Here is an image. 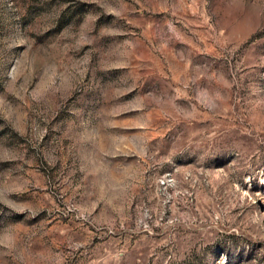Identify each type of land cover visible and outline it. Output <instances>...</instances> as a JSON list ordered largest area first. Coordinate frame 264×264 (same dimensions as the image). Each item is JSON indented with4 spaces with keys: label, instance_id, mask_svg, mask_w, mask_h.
I'll list each match as a JSON object with an SVG mask.
<instances>
[{
    "label": "rangeland",
    "instance_id": "rangeland-1",
    "mask_svg": "<svg viewBox=\"0 0 264 264\" xmlns=\"http://www.w3.org/2000/svg\"><path fill=\"white\" fill-rule=\"evenodd\" d=\"M0 264H264V0H0Z\"/></svg>",
    "mask_w": 264,
    "mask_h": 264
}]
</instances>
